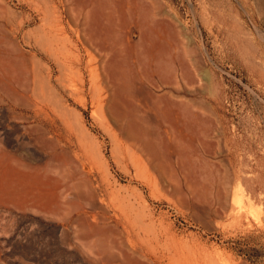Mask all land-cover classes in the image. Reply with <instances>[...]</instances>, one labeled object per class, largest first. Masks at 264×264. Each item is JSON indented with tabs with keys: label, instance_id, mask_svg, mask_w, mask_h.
<instances>
[{
	"label": "rangeland",
	"instance_id": "rangeland-1",
	"mask_svg": "<svg viewBox=\"0 0 264 264\" xmlns=\"http://www.w3.org/2000/svg\"><path fill=\"white\" fill-rule=\"evenodd\" d=\"M0 264H264V0H0Z\"/></svg>",
	"mask_w": 264,
	"mask_h": 264
},
{
	"label": "bare ground",
	"instance_id": "bare-ground-1",
	"mask_svg": "<svg viewBox=\"0 0 264 264\" xmlns=\"http://www.w3.org/2000/svg\"><path fill=\"white\" fill-rule=\"evenodd\" d=\"M82 4H83V3H82ZM78 5H79V4H78ZM85 5H86V3L84 4V6H85ZM87 6H89V5H87ZM90 7H92V6H90ZM85 8H86V7H85ZM95 8H96V7H95ZM98 8H99V7H98ZM103 9H105V8H103ZM103 9L101 8V11H103ZM107 11H108V10H107ZM90 12H91V11H90ZM93 12H95V10H94ZM94 14H95V13H94ZM87 16H88V15H87ZM87 16H86V17H87ZM87 19H88V17H87ZM87 19H85L86 22L89 21V20L87 21ZM90 19H91V18H90ZM94 22H95V21H93V23H94ZM87 24H88V23H87ZM87 24H86L85 26H87ZM93 26H94V25H93ZM99 26L102 27V25H100V24H99ZM99 26H98V27H99ZM105 27H107V26H105ZM88 29H89V28H88ZM89 31H91V30H89ZM93 31H94V29H93ZM109 31H111V30H109ZM86 33H87V32H86ZM86 33H85V35H86ZM94 33H95V32H94ZM114 33H115V32H114ZM83 34H84V33H83ZM96 34H97V33H96ZM78 35H79V34H78ZM89 35H90V34H89ZM91 35H92V34H91ZM99 35H101V34H99ZM86 36H87V35H86ZM98 37H99V36H98ZM98 37H97V38H98ZM89 39H90V38H89ZM89 39H88V41H89ZM98 39H99V38H98ZM98 39H97V40H98ZM79 40H80V39H79ZM86 40H87V39H86ZM97 40H96V41H97ZM117 40H118V39H117ZM80 41H81V40H80ZM91 42H92V41H91ZM94 42H95V41H94ZM114 42H115V41H114ZM114 42H113V43H114ZM111 44H112V43H111ZM111 44H110V45H111ZM116 44H117V43H116ZM123 44H124V43H123ZM90 45H91V44H90ZM108 46H109V45H108ZM119 46H121V45H119ZM120 50H123L122 47L120 48ZM131 50H132V49H131ZM106 52H107V51H106ZM106 52H105V53H106ZM132 52H133V51H132ZM133 53H134V52H133ZM122 54H124V53H122ZM122 54H121V55H122ZM106 56H107V55H106ZM110 64H111V62H110ZM114 65H115V64H114ZM125 65H126V64H125ZM127 66H128V65H127ZM109 68H111V67H109ZM103 69H104V67H103ZM111 69H112V68H111ZM116 69H117V68H116ZM114 70H115V68H114ZM138 71H139V70H138ZM116 72H117V70H116ZM125 73H126V72H125ZM138 73H139V72H138ZM108 75H109V73H108ZM121 75H122V74H121ZM124 78H125V77H124ZM107 79H108V78H107ZM117 80H118V79H117ZM113 81H114V80H113ZM119 81H120V80H119ZM108 83H109V82H108ZM116 83H118V82H116ZM115 85H116V84H115ZM139 85L141 86V84H139ZM137 86H138V85H137ZM144 87H145V86H144ZM115 88H116V92L118 93V92H120V91H124V90L127 89L128 87H126V85H121V84L119 85V83H118V84L116 85ZM141 90H142V89H141ZM143 94H144V93H143ZM148 95H149V94H148ZM125 96H126V95H125ZM137 97H138V96H137ZM113 98H114V97H113ZM124 101H125V100H124ZM114 102H115V104H114V107H115V108H117V107L119 106L120 103H123V101H120V98H119L118 96H115V98H114ZM127 102H128V101H127ZM158 103H159V102H157V104H158ZM125 105H126V104H125ZM129 108H130V107H129ZM169 109H170V108H169ZM152 110H153V109H152ZM134 112H135V111H134ZM164 112H165V111H164ZM115 114H116V113H115ZM137 114H138V113H137ZM133 117H135V116H133ZM136 117H139V116H136ZM134 120H136V119H134ZM142 121H143V120H142ZM129 122H130V121H129ZM142 127H143V126H142ZM134 134H135V133H134ZM135 138H136V137H135ZM137 139H138V137H137ZM135 140H136V139H135ZM156 146H158V145H156ZM151 147H152V146H151ZM158 150H159V148H158Z\"/></svg>",
	"mask_w": 264,
	"mask_h": 264
}]
</instances>
